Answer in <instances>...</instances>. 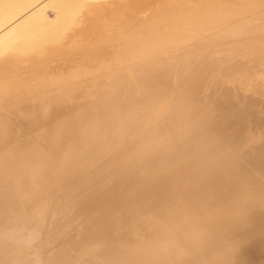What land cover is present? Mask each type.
<instances>
[{"label": "bare ground", "instance_id": "bare-ground-1", "mask_svg": "<svg viewBox=\"0 0 264 264\" xmlns=\"http://www.w3.org/2000/svg\"><path fill=\"white\" fill-rule=\"evenodd\" d=\"M0 264H264V0H0Z\"/></svg>", "mask_w": 264, "mask_h": 264}]
</instances>
